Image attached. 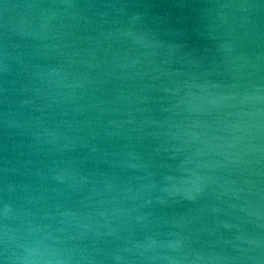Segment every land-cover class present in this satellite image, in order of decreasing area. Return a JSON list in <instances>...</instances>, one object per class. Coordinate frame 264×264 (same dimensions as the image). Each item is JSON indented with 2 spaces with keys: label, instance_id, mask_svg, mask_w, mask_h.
I'll use <instances>...</instances> for the list:
<instances>
[{
  "label": "clouds",
  "instance_id": "obj_1",
  "mask_svg": "<svg viewBox=\"0 0 264 264\" xmlns=\"http://www.w3.org/2000/svg\"><path fill=\"white\" fill-rule=\"evenodd\" d=\"M93 6L88 2L84 7ZM110 6L126 17L108 34L130 50L115 65L128 71L126 79L133 78L132 70L136 76L147 75L140 70L156 66L159 58L185 69L165 73L170 78L158 87L142 89L165 95L137 96L145 103L157 99L160 111L168 114L140 125L145 132L141 138L157 144L148 162L129 165L156 171L135 192L126 190V198L138 206L107 201L102 203L109 206L95 214L67 206L40 214L18 206L13 189L0 186V255L9 253L7 264H103L102 256L113 264H264V0H227L202 27L167 31L148 27L134 0ZM27 7L35 10L33 20H22L12 31L28 46L60 47L61 30L87 19L79 0H40ZM199 39L214 41L203 49L210 56L193 46ZM7 47L0 45V73L9 70ZM221 64L230 71L216 79L214 69ZM34 79L37 91L51 90L64 99L92 83L63 67L37 68ZM38 135L48 142L57 138L47 130ZM127 155L141 159L135 152ZM47 179L70 187L86 182L66 167L51 169ZM107 190L114 186L109 183ZM182 204L194 205V214L163 221L170 230L161 239V220L143 209ZM134 229L143 232L142 240L131 238ZM103 237L123 244L115 249L70 244Z\"/></svg>",
  "mask_w": 264,
  "mask_h": 264
},
{
  "label": "water",
  "instance_id": "obj_2",
  "mask_svg": "<svg viewBox=\"0 0 264 264\" xmlns=\"http://www.w3.org/2000/svg\"><path fill=\"white\" fill-rule=\"evenodd\" d=\"M39 2L0 0V45H9L5 51L10 54L6 61L9 70L0 73V186L13 189L12 195L18 206L40 214L44 210L55 214L57 206L95 214L109 206L102 203L107 201L122 200L126 207L138 206L139 202L126 198V190L135 192L152 178L149 173L156 169L129 165L148 162L157 144L151 138H141L145 132L139 130L140 125L148 119L162 120L168 114L160 111L157 99L145 103L137 96L158 98L165 95L142 89L148 85L158 87L169 80L165 73L185 69L179 63L169 65L159 58L156 66L140 70L147 75L136 76L137 70H132L133 78L126 79L128 71L115 65L130 50L125 43L108 37L126 19L110 6H119L121 0H79L87 19H81L70 30H61L60 47L45 48L43 43L28 46L12 29L22 20L31 22L35 10L27 5ZM88 2L94 6L85 8ZM134 2L139 5L137 11L145 13L148 27L167 31L202 27L208 23L207 18L216 15L219 4L227 0ZM17 43L21 47L13 49L10 46ZM213 43L210 39H199L193 41V46L201 49V55L210 56L211 53H205L203 49L211 48ZM48 67H63L72 76L91 78L92 83L86 89H76L71 99L57 97L51 90L37 91L34 73L37 68ZM214 71L217 73L214 78L224 79L230 70L221 64ZM25 100L29 102L23 103ZM144 108L150 111H140ZM45 130L57 135L55 142H48V137L38 135ZM150 130L145 128V131ZM69 143L71 146L66 147ZM129 152H135L141 159L134 160L127 155ZM58 167L70 169L78 177L86 178V182L71 187L50 182L47 179L50 170ZM109 183L114 186L111 192L107 190ZM94 190L99 194H94ZM143 210L154 213L161 220L157 230L161 233L160 238L165 239L170 226L163 221L192 215L195 206L149 205ZM47 222L57 223L51 219ZM143 235L139 229H134L131 238L142 240ZM70 244L115 249L123 242L103 237L74 240ZM8 254L0 255L5 264ZM100 258L103 264H113L110 257Z\"/></svg>",
  "mask_w": 264,
  "mask_h": 264
}]
</instances>
